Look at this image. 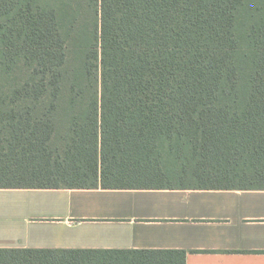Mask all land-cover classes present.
<instances>
[{
	"label": "trees",
	"instance_id": "trees-1",
	"mask_svg": "<svg viewBox=\"0 0 264 264\" xmlns=\"http://www.w3.org/2000/svg\"><path fill=\"white\" fill-rule=\"evenodd\" d=\"M264 189V0H0V188ZM0 264H186L0 247Z\"/></svg>",
	"mask_w": 264,
	"mask_h": 264
},
{
	"label": "crops",
	"instance_id": "crops-1",
	"mask_svg": "<svg viewBox=\"0 0 264 264\" xmlns=\"http://www.w3.org/2000/svg\"><path fill=\"white\" fill-rule=\"evenodd\" d=\"M0 194V247L178 249L186 251V264H264V189L0 188Z\"/></svg>",
	"mask_w": 264,
	"mask_h": 264
},
{
	"label": "rangeland",
	"instance_id": "rangeland-1",
	"mask_svg": "<svg viewBox=\"0 0 264 264\" xmlns=\"http://www.w3.org/2000/svg\"><path fill=\"white\" fill-rule=\"evenodd\" d=\"M1 196H2V194H0ZM4 195H6V194H4ZM7 196V195H6ZM8 196H11V197H13V196H16V195H8ZM19 196H21V197H23V198H25L24 196H25V194H21V195H19Z\"/></svg>",
	"mask_w": 264,
	"mask_h": 264
}]
</instances>
